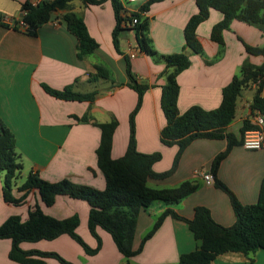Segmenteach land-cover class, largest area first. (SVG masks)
I'll list each match as a JSON object with an SVG mask.
<instances>
[{
    "label": "crops",
    "instance_id": "1",
    "mask_svg": "<svg viewBox=\"0 0 264 264\" xmlns=\"http://www.w3.org/2000/svg\"><path fill=\"white\" fill-rule=\"evenodd\" d=\"M41 1L0 0V18L14 16L20 19L23 17V3L36 4ZM119 1L123 4L124 0ZM195 2L158 1L150 4L143 14V18L150 22L148 37L155 51L160 55L183 51L190 57L191 66L177 77L181 114L193 106L207 111L219 108L223 89L235 76L240 75L243 64L250 62L254 66H261L264 61L263 57L252 56L246 51L245 43L251 47L264 46V33L248 23L235 20L230 29L224 31V46L212 40V28L223 19V14L217 10H212L210 18L197 29L203 54H194L187 49L184 29L199 11ZM147 4L140 3L136 10L142 12ZM68 11L84 19L98 45L94 53L83 59L78 57V39L62 20ZM116 22L111 0L102 4L73 0L68 9L57 12L50 22L40 26L35 36L0 22V116L16 137L17 153L23 165L13 188L14 198L19 199L20 203L3 199L4 173H0V226L15 215L23 222L29 220L31 211L39 206L45 215L59 220L77 215L80 218L77 232L88 247L94 249L98 246V240L88 228L90 205L86 200L59 195L53 205L46 206L39 190L26 193L20 188L34 173L51 183L65 179L97 190L106 188V177L97 160L102 131L94 123L79 122L75 117L89 114L96 123L116 120L118 128L113 136L111 157L117 160L126 154L131 135L130 113L138 103L136 91L128 86L130 79L126 57L130 60L134 76L150 86L136 116L137 150L143 154L162 153L163 159L153 165L156 173L166 172L172 167L178 146H165L160 139L167 123L161 105L162 88L166 84L161 74L166 65L138 48L134 27L122 28L118 52L114 45ZM132 54L135 56L132 57ZM97 66L107 70L110 78L91 82L90 74H95ZM44 84L54 90L73 86L75 92L98 93L92 103L68 101L49 95L43 88ZM258 88V84H252L237 100L236 117L227 128V132L234 134L237 140H244L245 135L241 130L245 121L255 126L256 111H252L251 107ZM227 146L224 139L198 138L185 150L172 176L147 181V185L154 189L179 187L191 180H199L200 187L178 204L157 201L141 209L137 215L133 251L141 247L144 237L169 208L190 220L197 206L206 207L221 226L233 227L236 224L233 205L227 193L215 185L216 178L244 205L258 202L264 179V147L251 151L242 144L235 146L221 162L217 175H214L213 161ZM197 171L212 174L214 182L207 184L196 174ZM189 227L186 221L167 216L153 237L146 241L144 248L129 259L130 263L179 264L182 254L199 250L201 246ZM97 234L103 245L94 256L87 255L81 244L69 235H60L51 241L23 242L20 247L24 251L57 253L72 264L128 263V258L118 250L106 230L98 227ZM12 242L11 239H0V264H20L10 258ZM46 263L61 264L55 258L46 259ZM211 264H264V249L249 256L228 252L218 255Z\"/></svg>",
    "mask_w": 264,
    "mask_h": 264
},
{
    "label": "trees",
    "instance_id": "2",
    "mask_svg": "<svg viewBox=\"0 0 264 264\" xmlns=\"http://www.w3.org/2000/svg\"><path fill=\"white\" fill-rule=\"evenodd\" d=\"M73 0H43L36 5L25 2L22 10L26 11L23 20L29 26V35L35 36L37 30L43 24L50 22L54 15L68 9ZM88 4H102L106 0H83ZM164 0H149L142 12H137L139 18L134 29L138 42V48L165 63L166 68L161 76L165 78L163 86L161 105L166 118V126L160 136L165 146H178V152L173 160L172 167L163 173H156L153 165L163 159L162 153L143 154L137 150L136 142V116L139 113L145 92L150 88L148 84L140 82L131 71L128 57L127 74L130 82L128 86L134 89L138 95V103L133 112L130 113L129 143L126 154L120 159H112L113 136L118 128L116 120L107 123H96L86 114L83 117H75L79 122H92L101 131L100 145L97 150L98 166L106 177V188L97 190L87 185L72 183L69 180H61L56 183L42 180L38 173L29 175L26 182L20 188L26 193L37 189L41 194V200L46 206L54 204L59 195L69 196L74 199L86 200L90 205V216L88 228L91 234L98 240V246L92 249L87 246L83 238L78 234L77 228L80 218L75 215L67 220H59L45 215L39 206L30 213L29 220L23 222L18 215L10 217L0 226V239H11L12 248L10 258L20 264H47L46 259L55 258L61 264H72L57 253H43L39 251H24L20 244L23 242L51 241L60 235H69L81 244L89 256L96 255L102 244L97 234V228L101 227L114 239L118 250L129 259L136 256L148 239L153 237L162 226L167 216H173L177 220L186 221L195 238L201 243L199 250L180 256L179 264H211L219 255L228 252H239L249 256L260 249H264V179L260 188L259 200L256 204L244 205L237 196L222 183L218 178L215 185L221 188L229 196L236 216V224L233 227L221 226L214 220L211 212L206 207L197 206L194 217L190 220L183 218L173 209H167L159 217L155 226L144 237L141 247L137 251L132 250V242L137 225V215L141 209L149 207L153 202L162 201L167 204H178L183 199L194 193L200 187L199 180L183 182L179 187L154 189L147 185L149 179L164 180L172 176L179 165L180 159L196 139H224L228 146L224 152L216 157L212 164V172L217 175L219 166L231 153L232 149L242 144V140L227 132V128L236 117L237 100L242 92L252 84H258L259 88L252 103V111L264 114V97L262 96L264 83V61L261 66H254L245 62L242 72L235 76L232 82L223 89L222 102L219 108L211 111L204 110L200 106L191 107L186 113L181 114L178 106L180 85L178 75L191 66V60L187 53L181 51L170 55H160L152 48V40L148 37L149 20L143 18L148 6L154 2ZM199 9L189 20L184 29L186 48L194 54H203L197 29L198 26L210 18L212 10L223 14L220 23L212 28L211 38L221 46L225 45L224 31L230 29L235 20L250 24L264 33V0H195ZM117 18L114 30L115 48L119 49V34L122 31L121 11L123 4L119 0H111ZM71 33L78 39V57L83 59L94 53L97 42L90 35L84 19L72 11L64 14L62 19ZM17 28V27H15ZM246 51L252 56H261L264 60V46L251 47L246 44ZM95 74H90L91 82L100 79H109L107 70L97 66ZM260 82V83H259ZM46 92L58 99L68 101H91L94 102L97 91L79 93L73 90V86L62 90H54L43 85ZM256 126L244 122L242 134L246 131L256 129ZM244 137V136H243ZM23 165L17 153V141L15 135L5 125L0 116V173H4L3 199L10 203H20L15 199L13 188L15 181L20 175Z\"/></svg>",
    "mask_w": 264,
    "mask_h": 264
},
{
    "label": "built area",
    "instance_id": "3",
    "mask_svg": "<svg viewBox=\"0 0 264 264\" xmlns=\"http://www.w3.org/2000/svg\"><path fill=\"white\" fill-rule=\"evenodd\" d=\"M125 1L126 3L134 4V3H146L149 0H125ZM122 12L123 15H121V17L124 19L123 22L121 23L122 28L135 27L138 23H140L139 18L136 16L137 11H130L129 9L124 7ZM25 15H26V11H23V17L20 19H17L14 16H5V17L3 16L1 17V19L5 25L12 26L14 28L17 27V29L26 31V33H28L29 26L23 20ZM134 56L135 54H132V57ZM262 87L264 89V83L262 84ZM254 124L257 128L250 130L248 132L246 131L244 140H242V146L246 148V150L255 151V150H260L264 147V114H262L259 111H256ZM196 174L202 177L207 184H211L214 182V176L212 174H207L200 171H197Z\"/></svg>",
    "mask_w": 264,
    "mask_h": 264
},
{
    "label": "rangeland",
    "instance_id": "4",
    "mask_svg": "<svg viewBox=\"0 0 264 264\" xmlns=\"http://www.w3.org/2000/svg\"><path fill=\"white\" fill-rule=\"evenodd\" d=\"M140 3H134V4H129V3H126V1L124 0L123 1V5H124V7L125 8H130V9H134V10H136L137 8H138V5H139ZM137 11V10H136ZM138 12V11H137ZM0 22L1 23H3L2 22V19L0 18ZM79 234V233H78ZM80 235V234H79ZM81 236V235H80ZM102 240V239H101ZM102 244H103V241H102Z\"/></svg>",
    "mask_w": 264,
    "mask_h": 264
}]
</instances>
